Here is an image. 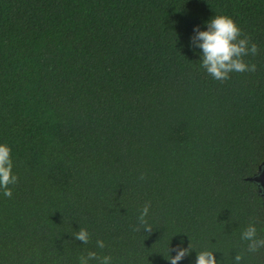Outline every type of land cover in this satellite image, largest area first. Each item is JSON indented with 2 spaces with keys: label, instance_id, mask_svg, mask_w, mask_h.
Instances as JSON below:
<instances>
[{
  "label": "trees",
  "instance_id": "16d2710c",
  "mask_svg": "<svg viewBox=\"0 0 264 264\" xmlns=\"http://www.w3.org/2000/svg\"><path fill=\"white\" fill-rule=\"evenodd\" d=\"M216 14L258 46L255 72L200 67L188 41ZM0 142L18 177L0 264H170L180 240L264 264L240 239L264 237V0H0Z\"/></svg>",
  "mask_w": 264,
  "mask_h": 264
},
{
  "label": "clouds",
  "instance_id": "9594fccd",
  "mask_svg": "<svg viewBox=\"0 0 264 264\" xmlns=\"http://www.w3.org/2000/svg\"><path fill=\"white\" fill-rule=\"evenodd\" d=\"M204 27L195 25L193 34L188 41V47L198 56L200 67L203 68L214 80L224 81L230 78L234 72H255L256 65L246 62L244 59L249 55L258 53V46L252 43L247 36L242 35V29L236 21L228 15L216 14L203 22ZM14 163L11 147L4 142H0V194L4 197L12 196L10 185L17 183L18 177L13 172ZM149 212V206L145 205L142 209L139 221L146 225L145 218ZM152 228L145 226L144 231L149 232ZM76 240L87 244L90 240V234L87 229L80 228L74 234ZM240 239L247 242V252L256 253L264 248V237L259 236L255 223L249 225L241 232ZM96 247L105 248V242L97 239ZM195 249L190 243L184 246L183 240L175 246V254L172 255L168 249L167 259L170 264H179V262ZM196 250V249H195ZM195 264H222L215 255L216 251L202 249L197 251ZM242 253H237L233 257L234 264H241ZM113 264V258L110 255H98L96 251H88L87 255L79 257L78 264Z\"/></svg>",
  "mask_w": 264,
  "mask_h": 264
},
{
  "label": "water",
  "instance_id": "95a60500",
  "mask_svg": "<svg viewBox=\"0 0 264 264\" xmlns=\"http://www.w3.org/2000/svg\"><path fill=\"white\" fill-rule=\"evenodd\" d=\"M252 180L258 182V184L260 185V187L262 188V191L264 193V167L262 168V171L258 175L254 176L252 178Z\"/></svg>",
  "mask_w": 264,
  "mask_h": 264
},
{
  "label": "flooded vegetation",
  "instance_id": "af4514ba",
  "mask_svg": "<svg viewBox=\"0 0 264 264\" xmlns=\"http://www.w3.org/2000/svg\"><path fill=\"white\" fill-rule=\"evenodd\" d=\"M263 167H264V166H262V168H263ZM262 168L260 167V172L262 171ZM260 172H259V173H260ZM261 190H262V188H261ZM262 194L264 195L263 191H262Z\"/></svg>",
  "mask_w": 264,
  "mask_h": 264
}]
</instances>
